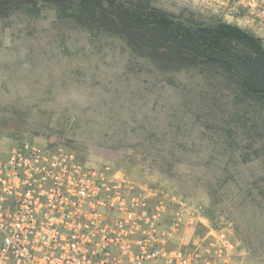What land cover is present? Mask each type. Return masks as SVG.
<instances>
[{
    "label": "rangeland",
    "instance_id": "obj_1",
    "mask_svg": "<svg viewBox=\"0 0 264 264\" xmlns=\"http://www.w3.org/2000/svg\"><path fill=\"white\" fill-rule=\"evenodd\" d=\"M154 3L207 25L230 13L264 33L237 0ZM40 8L0 17V153L24 140L68 146L108 175L185 198L188 248L212 228L231 238L237 259L264 264V164L242 165L201 136L168 77L132 59L118 36L58 18L54 3Z\"/></svg>",
    "mask_w": 264,
    "mask_h": 264
},
{
    "label": "built area",
    "instance_id": "obj_2",
    "mask_svg": "<svg viewBox=\"0 0 264 264\" xmlns=\"http://www.w3.org/2000/svg\"><path fill=\"white\" fill-rule=\"evenodd\" d=\"M237 2L264 24V0ZM190 216L181 195L108 175L65 145L0 153V264H241L212 228L188 248Z\"/></svg>",
    "mask_w": 264,
    "mask_h": 264
},
{
    "label": "trees",
    "instance_id": "obj_3",
    "mask_svg": "<svg viewBox=\"0 0 264 264\" xmlns=\"http://www.w3.org/2000/svg\"><path fill=\"white\" fill-rule=\"evenodd\" d=\"M47 2L62 9L60 19L118 36L132 59L147 61L167 76L201 136L221 145L224 155L236 156L242 165L264 164L261 38L224 21H184L154 0H0V17L25 6L39 12Z\"/></svg>",
    "mask_w": 264,
    "mask_h": 264
},
{
    "label": "crops",
    "instance_id": "obj_4",
    "mask_svg": "<svg viewBox=\"0 0 264 264\" xmlns=\"http://www.w3.org/2000/svg\"><path fill=\"white\" fill-rule=\"evenodd\" d=\"M168 12H169V11H168ZM225 22H227V23H229V24L237 25V26H239V27L245 29L244 26H243L244 22H242V20H241L240 18H238V17H236V16H233V15H231L230 13L226 15ZM263 25H264V24H263ZM258 37H260V38L263 40V43H264V33L261 34V35H258ZM238 260H239V259H238ZM239 262H240L241 264H247L246 261H241V260H239Z\"/></svg>",
    "mask_w": 264,
    "mask_h": 264
}]
</instances>
